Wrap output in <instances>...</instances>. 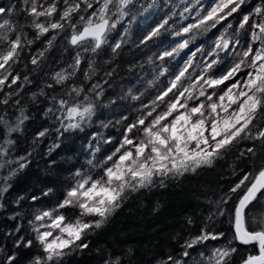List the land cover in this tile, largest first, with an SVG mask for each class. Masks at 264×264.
<instances>
[{
    "label": "trees",
    "instance_id": "trees-1",
    "mask_svg": "<svg viewBox=\"0 0 264 264\" xmlns=\"http://www.w3.org/2000/svg\"><path fill=\"white\" fill-rule=\"evenodd\" d=\"M211 2L133 0L127 16H113V22H118L109 32L107 43L96 53L83 52L81 70L69 81V84L83 86L85 91L80 99L89 97L94 104L93 114L80 128L67 131L61 129L60 122L55 118L60 113L48 112L49 108L58 107L52 97H61L65 89L59 85L48 88L47 85L52 83L53 73L66 67L78 49L68 44V32L60 33L53 41V46L47 48L43 57H39V52L47 47V40L53 33L36 39L35 31L25 27L27 38L34 42L25 47L16 65L15 71L21 75V81L18 86L5 87L0 92V101L8 92L14 93L8 104L0 103V117L15 124L20 109L28 117L21 131L7 137L15 141L10 147L4 144L5 130L0 125V146L8 148L5 155H0V163H4L0 167V189L8 188L6 192H0V264H3L7 254L16 255L15 264H30L34 256L40 255L35 243L30 248L24 247V242L34 240L35 234L29 223L34 216L56 207L73 183L74 173L78 169L89 168L88 160L102 161L111 154L127 123L139 116L141 110L147 111L143 106L150 105L159 92L167 87L193 51L197 48L210 50L224 26L231 23L232 33L238 29L243 15L252 13L258 4H264V0H246L221 25L206 33L195 34L188 48L179 55L160 60L158 57L161 52L170 50L180 41L181 38L176 37L175 32L193 23L196 11L201 7L207 8ZM12 5H16L17 13L13 19L26 24L25 15L20 12L22 0H0V6L8 8ZM60 7H63L62 3ZM94 7L99 5L94 4ZM185 7L191 11L184 12ZM92 11L87 9L80 14L88 16ZM182 12L184 17L180 15ZM165 19L168 24L160 34L145 42L144 38ZM236 38L241 40L242 45L249 40L245 31H240ZM117 42H120L121 47L113 52L112 48ZM221 55L222 63L216 66V75L233 62L230 53ZM32 57H37V65L31 64ZM194 59L201 61L204 57L197 53ZM90 62L95 72L91 79H86L84 73L90 71ZM25 75L28 77L27 83L23 81ZM93 84L100 85L96 91L101 92V95L97 96L91 90ZM42 91L43 95L40 94ZM134 96L138 99H133ZM123 117L128 119L124 120ZM44 129H48L47 134L37 138V133ZM250 147L254 148V154L247 152ZM20 157L27 158L21 161L26 163L22 169L15 162ZM262 166L264 142L242 140L210 167L200 168L195 174L168 178L163 186L157 181L153 186L129 193L121 207L100 228L87 232L84 242L88 247L75 250L64 258L62 264H105L106 260L117 259L119 264H162L169 256L183 259L185 264H200L201 254L207 256L214 248L229 244L237 249L231 264H241L242 258L253 252L254 248L233 239L231 212L240 193L231 194L228 203L222 205L226 210L224 215H218L217 209L230 188L245 173H255ZM98 171L94 170L93 174H98ZM20 197L23 199L17 203ZM62 211L70 219L78 215V210L72 208ZM260 214H264V196L259 197L248 211L249 218ZM202 232L224 235L219 240L196 244L188 249L190 255L183 257L186 242Z\"/></svg>",
    "mask_w": 264,
    "mask_h": 264
},
{
    "label": "snow or ice",
    "instance_id": "snow-or-ice-1",
    "mask_svg": "<svg viewBox=\"0 0 264 264\" xmlns=\"http://www.w3.org/2000/svg\"><path fill=\"white\" fill-rule=\"evenodd\" d=\"M22 2L20 12L25 15L26 24L13 19L17 14L16 5L8 8L0 6V92L5 87L18 86L21 81V75L15 68L25 47L34 42L27 38L25 27L35 31L36 39L53 33L47 40V47L39 52V57H43L47 48L53 46L57 35L68 32V44L78 51L66 67L53 73L52 83L47 85L48 88L59 85L65 89L61 97H52L58 107L49 108L48 112L60 113L55 118L64 131L80 128L93 114L94 104L88 96L80 99L85 91L83 86L69 84V81L81 70L82 53H96L107 43L109 32L118 22H113V16H127L133 0ZM61 3L63 7H60ZM245 3L246 0H212L210 6L196 11L193 23L175 32L174 35L180 37V41L170 50L161 52L158 58L163 61L166 57L179 55L188 48L195 34L206 33L221 25ZM94 4L99 7H94ZM87 9L93 11L88 16L80 14ZM190 11V8L185 7L184 12ZM184 12L180 14L182 17ZM167 24L168 20L165 19L144 38L145 42L158 36ZM232 27L231 23L223 27L210 50L197 48L193 51L167 87L159 92L150 105L143 106L147 111L141 110L139 116L127 123L111 154L102 161L88 160L89 168L78 169L74 173L73 183L56 207L34 216L29 222L35 234L34 240L24 242V247L30 248L35 243L40 255L34 256L30 264H62L64 258L75 250L87 248L84 242L87 232L100 228L121 207L129 193L153 186L157 181L163 186L168 178L195 174L200 168L210 167L242 140L264 142V123L261 122L264 121V4H258L252 13L243 15L238 29L230 33ZM240 31L247 32L249 36L246 44L242 45L241 40L236 38ZM120 47V42H117L112 51ZM197 53H201L204 59L196 61L194 58ZM222 53H230L233 62L216 75L215 68L222 63ZM31 64H38L37 57H32ZM89 69L84 73L86 79H91L95 72L91 62ZM23 81L29 82L26 75ZM98 88L99 84H93L91 89L97 96L102 94L96 91ZM13 94L8 92L0 103L8 104ZM40 94L43 95V91ZM133 99L138 97L134 96ZM27 119L23 109H20L15 124L0 117V125L5 130V145L10 147L15 143L7 137L21 131ZM123 119L127 120L128 117ZM47 132L48 129L38 132L37 138L44 137ZM7 151L8 148L0 146V155H5ZM247 152L254 154V148H248ZM26 159L20 157L15 162L22 169L26 163L21 161ZM3 166L4 163H0V167ZM94 170H99L98 174L94 175ZM7 190L6 186L0 192ZM237 193L240 194L231 212L233 239L254 248L253 252L242 258L241 264H264V214L252 218L248 216L250 206L264 196V166L255 173H245L230 188L229 194L220 201L218 215L225 214L222 205L228 203L231 194ZM21 199L23 197L17 203ZM66 208L78 210V215L70 219L62 211ZM88 217L93 219H85ZM223 235L202 232L186 242L182 256L188 257V249L196 244L219 240ZM236 251L230 244L214 248L207 256L201 254L200 264H231ZM15 261V254H7L3 264H15ZM105 264H119V260H106ZM162 264H185V261L169 256Z\"/></svg>",
    "mask_w": 264,
    "mask_h": 264
}]
</instances>
